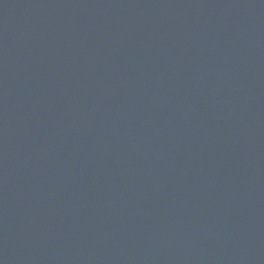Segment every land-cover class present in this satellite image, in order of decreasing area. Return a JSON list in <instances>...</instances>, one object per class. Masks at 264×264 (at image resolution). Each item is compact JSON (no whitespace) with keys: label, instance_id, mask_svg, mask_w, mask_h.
<instances>
[{"label":"water","instance_id":"water-1","mask_svg":"<svg viewBox=\"0 0 264 264\" xmlns=\"http://www.w3.org/2000/svg\"><path fill=\"white\" fill-rule=\"evenodd\" d=\"M0 264H264V0H0Z\"/></svg>","mask_w":264,"mask_h":264}]
</instances>
